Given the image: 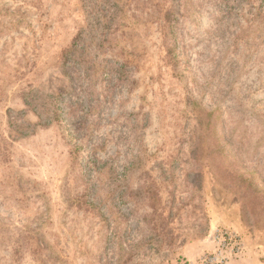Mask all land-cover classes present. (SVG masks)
I'll return each mask as SVG.
<instances>
[{"label":"rangeland","instance_id":"374dc122","mask_svg":"<svg viewBox=\"0 0 264 264\" xmlns=\"http://www.w3.org/2000/svg\"><path fill=\"white\" fill-rule=\"evenodd\" d=\"M224 4L0 0V264H264V25Z\"/></svg>","mask_w":264,"mask_h":264},{"label":"trees","instance_id":"16d2710c","mask_svg":"<svg viewBox=\"0 0 264 264\" xmlns=\"http://www.w3.org/2000/svg\"><path fill=\"white\" fill-rule=\"evenodd\" d=\"M224 1V6L226 7V9L224 10L225 13L227 14H231L233 11H236V12H241V15L244 16L245 14L242 12L245 8H242L241 7V2L243 0H223ZM260 2V5L259 6H255L254 4L253 5H249L250 7L248 9H245L247 12V17L243 18V20L246 22V27L245 29H249V28H252L253 26H255L257 23L258 24H263L264 25V0H259ZM179 4V2H178ZM234 4V5H233ZM173 10L172 8L170 9H167L165 11V19H166V26L169 28V25L171 27H174L177 25V20H178V14H179V11H180V7H177L175 13H173ZM26 104H28V100H26L25 102ZM54 113V120H57L58 118V114L57 112H53ZM214 113V112H213ZM69 117H73V115L67 113ZM212 113H205V118L203 119L201 116H199L197 118V126H200L202 127L203 124H205L206 126L209 125L210 123V120H211V115ZM73 127H72V130L70 132H73L74 133L76 132L77 128L75 127V121L72 123ZM73 133V134H74ZM70 135H72L70 133ZM191 138V142H190V156L192 158H194L195 160L198 159L199 157V154H200V135L198 133H195L194 134L192 133V135L190 136ZM197 139V140H196ZM77 143H73V148H72V152H74V150L76 149L77 147ZM219 144H216V147L215 149H219ZM220 153H222V149L219 150Z\"/></svg>","mask_w":264,"mask_h":264}]
</instances>
